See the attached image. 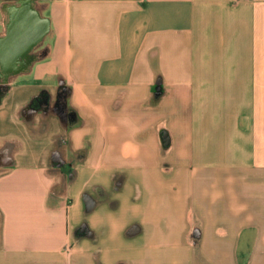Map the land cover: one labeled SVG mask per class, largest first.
I'll use <instances>...</instances> for the list:
<instances>
[{
	"label": "crops",
	"instance_id": "crops-1",
	"mask_svg": "<svg viewBox=\"0 0 264 264\" xmlns=\"http://www.w3.org/2000/svg\"><path fill=\"white\" fill-rule=\"evenodd\" d=\"M24 2L0 264H264V0H0V40Z\"/></svg>",
	"mask_w": 264,
	"mask_h": 264
},
{
	"label": "water",
	"instance_id": "water-1",
	"mask_svg": "<svg viewBox=\"0 0 264 264\" xmlns=\"http://www.w3.org/2000/svg\"><path fill=\"white\" fill-rule=\"evenodd\" d=\"M10 27L9 36L0 40V58L13 63L44 31L45 24L27 2L22 5ZM22 11V12H21Z\"/></svg>",
	"mask_w": 264,
	"mask_h": 264
}]
</instances>
